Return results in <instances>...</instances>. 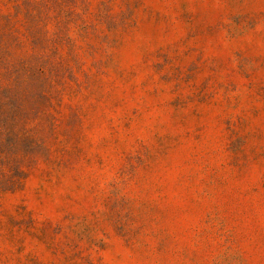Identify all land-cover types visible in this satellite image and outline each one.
Here are the masks:
<instances>
[{"label":"rangeland","instance_id":"rangeland-1","mask_svg":"<svg viewBox=\"0 0 264 264\" xmlns=\"http://www.w3.org/2000/svg\"><path fill=\"white\" fill-rule=\"evenodd\" d=\"M0 264H264V0H0Z\"/></svg>","mask_w":264,"mask_h":264}]
</instances>
